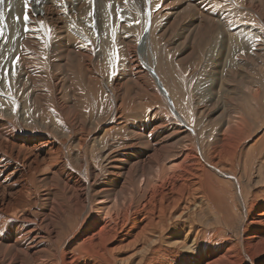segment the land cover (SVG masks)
Masks as SVG:
<instances>
[{
  "label": "rangeland",
  "instance_id": "obj_1",
  "mask_svg": "<svg viewBox=\"0 0 264 264\" xmlns=\"http://www.w3.org/2000/svg\"><path fill=\"white\" fill-rule=\"evenodd\" d=\"M91 1L94 3L97 1L98 4ZM184 1L190 2V0H183L178 4V0L160 1L162 8L164 7L162 6L163 2L166 5L165 9H170L172 12L169 13L166 10V14H160L159 11L162 8H156L152 22L150 16H148L145 0H90L93 6L89 9H78L79 14L77 12V14L75 12L63 13L57 7L58 10L55 8L51 10L54 11L51 15L52 18L41 20L44 21L43 26L40 25L39 21L33 23V25L31 22L28 23L32 27L34 26L36 32L25 31V28L23 30V27H25L23 20L25 14L22 11V14L20 12L19 14L15 9V13L13 6L9 5V9L7 7L6 15H4L2 6H0V14H2L0 16V30L3 32V35H0V122L18 131L19 128L23 127L37 132L47 131L56 141L54 140L55 143L51 150L48 148L46 153L57 150V147L59 148L56 155L59 159L57 158V161H54L56 163L52 165L53 167L51 165L46 167L40 161L42 165L40 164L39 167L41 169H35L37 164L32 162L34 160L33 156V158L30 157L32 160L30 158V160H27L28 158L26 159L23 155L24 152L19 147L11 146V142L19 143L20 141L18 138L9 135L10 128L7 127L8 131L4 130L7 133L1 131L0 160L7 162L5 159H9L11 163L24 171V175H21V185L27 191L24 190L26 199L31 200L32 204L30 207L27 205V214H23L22 211L18 212L20 217L11 213L12 211L8 212L6 210L5 212L2 206L5 205L9 192L12 190L10 187L8 188L4 181L0 180V206L2 208L0 209V222H2L1 225L3 224V228L0 229V242H8L7 238L14 229L13 227L18 223L24 224L26 228L33 227L35 224L34 218L35 220L41 219L42 212L52 205L54 197H57V201L62 202L65 208L67 207V197L74 201L76 193H83L86 202L89 203V197L91 194L93 195L92 189L95 188L94 190H96L104 184V186H109L111 183L118 182L119 177L112 174L113 168L109 165V157L113 156L114 153L125 154L129 149L139 151L141 155L147 152L148 149L145 147L144 140L154 126L160 124L161 127L163 126L161 130L163 134L169 133V129H172L174 122V115L169 107L171 99L168 98L170 97L174 98V101L177 98L190 109L188 117L184 115V119L192 124V128H196L200 137H204V144L200 145L198 134L194 129H191V132L189 131L192 137L191 141L189 139L186 142L185 138H181L180 135L174 134L171 136L169 141L166 142L169 150L165 149L162 152L165 155L166 153L169 154L168 151L171 147L175 149L172 150L173 158L170 159L172 163L170 161V165L168 164L171 168H203V165L206 168H213L215 165H224L225 168L242 167L244 155L259 138L256 135H261V131L252 132L249 123L256 120L254 123L256 122L255 126H257L260 125L261 120H264V77L262 76L264 72V60H262L264 54L261 55L258 61L249 64L246 59H241L237 51L235 52L230 36L232 32L236 31V28H244L243 32H245H242V34L245 35L248 30L252 29V32L255 31L254 33L257 36L264 39V0H236L241 5H236L231 0H214L216 2L220 1L217 5L220 3L222 5H218V8L221 12H225L228 16L225 19H228V21L222 18L224 21L220 24V26L222 25L221 29L205 39L201 35L202 29H199L203 28L204 19L201 21L202 23L199 22L202 25L201 27L196 24L198 22L192 19V9L184 8L186 6L183 5ZM33 2L34 0L28 2L29 21H31V17L33 18L31 9L40 7L32 5ZM114 4H119L120 7L123 5L124 10L118 13V20L115 19L113 22L107 20V23L103 25V17H107L106 13ZM256 5L259 6L256 7ZM13 13H15V16H13ZM9 15L13 16V18H10L13 26L7 25L6 27V19ZM70 16H76V18ZM78 18L84 23H81ZM62 19L66 20V25L61 23ZM135 21L140 23L135 24ZM80 24L87 28L81 30ZM148 25L150 26L149 34L144 39L143 34ZM49 28H51L50 33L48 32ZM69 28L70 30H68ZM113 28L116 29L115 40H113ZM62 29H64V33H62ZM69 31L71 32L69 33ZM29 33L37 34L36 38L33 37L32 39L35 43H31L32 37H30V40L27 37ZM79 33L84 34L85 39L78 38ZM62 35L65 36L61 38ZM196 36L200 37V40L195 39ZM82 39L84 42L86 41V44ZM62 47L69 49V51H62ZM246 49L247 47L242 50L245 51L243 53H247ZM252 51L255 52L256 50ZM250 53L252 54V52ZM130 54L131 57H129ZM117 55L119 60H117ZM17 57L20 59L13 68L12 61ZM237 62L240 64L243 62L246 75L244 77L246 79L242 80H246L245 82L248 81L251 84L254 90L249 94V97L258 98L257 102L253 99L249 100L246 96L244 100L238 101L241 92L237 93V89L241 81L237 80L232 74V71H235L237 67ZM146 63L153 68L152 70L156 74L158 73V78L169 89L170 96L167 97L161 92L151 70L149 71L145 67L144 64ZM5 68L10 69L7 76L4 73ZM114 70L117 72L115 76L112 75ZM242 86L245 87L243 84ZM257 89H259L258 92ZM221 97H227L228 100L227 105H225L226 108L222 106L223 110L222 108L219 109L220 105H218L221 102L218 99ZM245 108L251 113L254 110L255 114L252 115L248 111L246 113ZM236 109H238L239 114L235 112ZM227 119L232 120L233 128L231 130L226 127L227 125L222 126ZM235 119L237 121H234ZM42 124H45V129L44 126H41ZM147 124L149 126L146 128ZM141 131L145 132V136L140 134ZM250 135L251 137H249ZM182 141L184 144L188 143L187 146ZM184 146L186 147L183 148ZM36 151H38L37 148L34 149V152ZM185 151L186 155L188 154L187 156L184 155ZM183 158L185 159L182 160ZM161 160H164V157H161ZM47 161H49L48 158ZM131 165L135 168V165ZM76 176L78 178L80 176L81 182L77 181L79 179ZM62 184L65 185L62 186ZM82 185H84V188ZM74 187L75 189H73ZM28 191L30 194L32 193L31 196ZM46 193L48 195H45ZM98 197H105L104 193L97 195L95 198ZM141 208V204H135L130 209H133V211H129L128 214L130 216L129 224L139 214ZM10 213L14 216H11ZM93 214L88 219L89 221L85 219V223L80 222L83 224L77 229H74V226L71 227L70 221L67 219L68 222L64 221L56 227L59 232L62 231V233L60 232L62 239L56 237L53 240L45 239L39 243L38 248L45 249L40 254L45 255L52 251L54 253L51 254L54 255L53 257L48 258L49 262L47 261V264H59L57 262L62 264L92 263L93 257H97L106 245L105 238L95 236L93 240L91 239L93 233L99 231L101 227L100 225L97 227L98 229L93 230L88 227L90 222L97 220V216L94 217ZM26 215L33 220H24L25 218L22 216ZM126 216L127 214L122 216L123 218L119 219L116 230L111 231L114 233L119 231L126 221ZM16 217L21 219L18 220ZM113 232L112 234H114ZM57 239L58 241H56ZM94 242H98L100 246H96ZM107 246L110 247L109 244ZM59 249L62 253L59 252ZM115 254V252L109 251L107 253L108 259L113 260ZM60 255L62 257L59 259Z\"/></svg>",
  "mask_w": 264,
  "mask_h": 264
},
{
  "label": "bare ground",
  "instance_id": "obj_2",
  "mask_svg": "<svg viewBox=\"0 0 264 264\" xmlns=\"http://www.w3.org/2000/svg\"><path fill=\"white\" fill-rule=\"evenodd\" d=\"M29 1L30 0H28V2ZM145 1L147 5L148 16H150L149 18L153 22L154 11L156 9V5L160 4V1L162 0H145ZM181 1L183 0H178V4ZM231 1H234L236 5H241L240 2H237L236 0H231ZM252 1H250V3H252ZM91 2L90 0H40V3L37 4L36 0H34L32 5H34L35 7L36 6L37 7L40 6V7L38 9L37 8L31 9V11H33L32 12L33 18L31 17V21H29V23L31 22L33 25V23L37 21L40 22L42 19L46 20L48 18H52L51 15L54 11H51V10L54 8L57 9L58 7V9L63 13H74V12L76 13L78 9H82V8L89 9L91 6H93L91 5L92 4ZM186 2L187 1L183 2V5L184 4L186 5L184 6V8L188 7L189 10L190 8L192 9L191 10L193 13L192 19L198 22L196 24H199V22L202 23L201 21H203L204 19V25L202 26L199 24L200 27L201 26L203 27L199 29H202L201 35H202V38L204 39L207 36H210L213 33H216L219 29H221L222 25L220 26V24L221 22L223 23L224 21L222 20V18L225 19L226 17H228L225 14V12L223 13L219 10L218 5H220L221 3L218 5L217 3H219L220 1L216 2L214 0H190V2H187V4ZM9 5L13 6L14 12L16 9L18 13L20 12L22 14L23 12V14H25L24 13L25 3L22 2V0L21 1L20 0H2V2H0V6H2L4 15H6L5 12ZM118 5L114 4L112 8L110 9L108 8L109 12L107 13L105 12L107 14V17L106 16L103 17V25L107 23V20L108 22L109 21L113 22L115 19L118 20L117 19L118 13L121 12V10H124L122 8L123 7L122 4H121L122 7ZM162 6L164 7L163 8L161 7L162 9L160 8L161 9L159 11L160 14L162 13L166 14L165 12L166 10L169 13L172 12L170 11V9H165L166 5L163 4V2H162ZM257 6L259 5H256V7ZM176 9H180V8H176ZM96 11L98 12V9ZM149 11L151 13L150 15H149ZM15 13H13L14 14L13 16H15ZM77 13L79 14V12ZM13 16L9 15L8 18L6 19L7 20L6 27L7 25L13 26V24L11 23L12 19H10V18H13ZM70 17L74 19L76 18V16H70ZM65 19L61 20V23L63 25L64 24L66 25L67 19L66 20ZM79 21L81 23H84L83 21H81V19H79ZM226 21H228V19ZM32 25L28 24V27L31 29L30 31L36 32L34 29V26L32 27ZM24 28L25 27H23V30ZM70 28L68 30H70ZM83 28L85 27L82 25L80 29L83 30ZM149 29H150V26L148 25L147 30L143 34L145 37L144 39H146V37L148 36ZM243 29L236 28V31L232 32V35L230 36L232 39L231 43L234 45L232 47H234L235 52L237 51V54L240 55L241 59L242 58L246 59L248 63L250 64L253 61L255 62L256 60L258 61V59L261 58V55L264 54V51H263L264 50V46H263L264 39L262 37L260 38V36H257L254 33L255 31L252 32V29L248 30L244 35L242 34ZM70 32L71 31H69V33ZM62 33H64V29H62ZM27 35H28L27 37L29 38V40H30V37H32L31 38L32 40L33 37L36 38L37 34L35 35L34 33H29ZM87 35H86V38H87ZM64 36L65 35H62L61 38ZM196 37L197 38L195 39L200 40V37L199 38L198 36ZM78 38L85 39V35L82 33H79ZM31 43H35V42H33L32 40ZM80 46L81 48H83L82 45ZM246 47H247L246 49L247 53H243L245 51H242V50L245 49ZM254 49L256 50L255 52L252 51ZM62 51L67 52L69 51V49L63 48ZM250 52H252V54ZM131 54L129 57H131ZM131 60L133 59L131 58ZM262 60H264V58ZM231 62L233 63V61ZM243 62L242 64L237 62L238 64H237V67L235 68V71H232L233 73L230 72L233 74L235 78H237V80L239 79L241 81V83L238 86L239 88L237 89V93L241 92V95L238 101L242 99L244 100V98L248 97L249 100L253 99L255 102H257L258 98L249 97V94H251L252 90H254L251 84L248 81H247L248 83L245 82L246 80L245 81L242 80L245 78L244 76H246L245 69H244L245 67L243 66ZM144 65L145 67L149 69V71L151 70L152 76L157 80L156 83L158 84L161 92L164 95H167V97L168 95L170 96L168 92L169 89L163 84V82H161L160 78H158L159 77V75H157L158 73L156 74L152 70L153 68L149 67L147 63ZM58 68H59V65H58ZM262 76L264 77V72ZM242 84L245 85V87L242 86ZM258 91L259 89H257V92ZM168 99L169 100L171 99V101L169 102V107L171 108V111L173 112V115H174L173 118L175 122V123L173 122L172 124V129H169L171 133L170 132L167 133L165 131L167 134L166 133L163 134V132L161 131L163 126L161 127V125L159 124L160 126L158 125V126L152 127L148 135H146L147 137L144 140L146 145L144 143L142 144L143 146L145 145V147L148 149L147 152H144L141 155L139 151H132L129 149L127 152H125V154L124 153L122 154L114 153L113 156H110L109 165H111L110 167L113 168L112 174L116 175V177H119L117 179L119 181L118 182L116 181L113 184L111 183V185L109 186L107 185L104 186L105 185L104 184L103 186H100L96 190H94L95 188L92 189L93 195L92 194L90 195L89 201L87 199L89 203L86 202L85 196L83 195V193L81 194L76 193L77 191L75 192L76 199L74 201H72L70 198L67 197V201H66L67 207L66 208L62 202L57 201V197H54V200H52L53 201L52 205L49 206L48 209H46L47 211L44 210V212H42L43 214L41 215L40 220H35V218L33 217L34 222H35L33 227L26 228L24 224L22 223H18L16 226H14L13 227L14 229L11 231L10 236L7 238L8 242L7 243L0 242V264H47V261L49 260L48 258H50V256L53 257L54 255H51V254H54V253H52L53 251L51 249L52 251L51 253H48L45 255L40 254L44 252L45 249H39L38 248L39 243L41 241H44L45 239H48L49 241L53 240V238H56V237L62 239L63 238L61 236L62 231H60L61 232L60 233L56 227L60 226L64 221L68 222L69 220L70 226L71 227L74 226V229H77L78 227L82 226L81 224H83L80 222L85 223V219L88 220L90 216H92L93 213H95L93 214L94 217L97 216V220L93 221L92 223L90 222V225H88V227L92 230L99 227L100 225L101 227L99 231L93 233L91 239L93 240L95 236H98L100 238H105L106 245L104 249L101 250V252H99L101 255L99 254L97 256L96 254L97 257H93L91 264H264V120L263 121L261 120L260 125L258 124L257 126H255L256 122L254 123V121L256 120H254L253 122L251 121L252 123H249V125L252 128V132L261 131V135L260 134H259L260 136H258V134L256 135L257 137H259L258 139L256 138L257 143L252 141L254 142V144L253 145L251 144L252 146L248 149L247 153L244 155V158L242 161V167L225 168L224 165H223L224 167L215 165L213 166V168H206V166L203 165V168H199V167L198 168H171L169 166L170 165L169 163L172 160L171 157L173 156L172 150H175V149H172L173 147H171L170 145L171 149L170 151H168L169 154L165 152L166 154L163 155L162 152L165 149L169 150L167 149L166 142L169 141V138L173 136L174 134H176L177 136L180 135L181 138H185L186 142L189 139L191 141L192 139L191 133H190L191 129H194L196 133H197V130L194 127L192 128V124L188 123V121L186 122V120L184 119V115L188 117V112H190V109H188L186 105L180 102L177 98H176V101H174V98L172 97ZM218 100L221 101L218 104L220 105L219 109H221L222 106H225L228 103L227 97H221ZM245 111L246 113L248 111V113L252 115L255 114L254 110L251 113L248 109L245 108ZM235 112L239 114L238 109H236ZM256 118L257 116L255 117V119ZM236 119L234 121H237ZM231 121L232 120L227 119L225 124L222 122L223 123L222 126L227 125L226 127L228 129L230 128L231 130L233 128ZM245 122H246V119H245ZM44 125L45 124H42L41 126L43 127ZM4 126H5V123L0 122V133L1 131H4V130L8 131L7 127H9V125L5 127ZM148 126L149 124H147L145 127L147 128ZM45 128L46 126H44V129ZM19 129H20L19 131L14 129L13 127L9 129L11 130L8 132L9 135L12 137L18 138V140L20 141L19 143L13 141L10 144L13 147H19L20 150L25 153V154L23 153V155L26 157V159L28 158L27 160H30V159L32 160V158L34 157L33 158L34 160H32V162L37 164L35 169L40 168L39 167L41 164L40 161L46 167L47 165L52 166L56 163V162L54 163V161L55 160L57 161L58 157L56 155H57L59 148L56 146L57 150L53 152L48 151L50 153H46V150L48 148L51 150L53 144L56 141L50 136V134L47 131L37 132V131L31 130L28 128L26 129L25 127L19 128ZM140 134L145 136V132L143 131H141ZM249 137H251V135ZM198 140H199L200 145L204 144V137L203 138L202 136L200 137L199 134H198ZM182 143L184 144L183 141ZM186 146H184L183 148H185ZM36 148L38 149V151L34 152V149ZM201 152H202V149H201ZM46 154H48V156H46ZM184 155H186V151ZM161 157H164V160H161ZM47 158L49 161H47ZM185 158H183L182 160H184ZM5 160L7 162L0 160V166H1L0 180L4 181L7 184L8 188L10 187L12 191L9 192V197L6 200L5 205L3 203L4 206H2V208H4L5 212L6 210L8 212L12 211L11 213L16 214V216L19 215L18 212L20 211H22L23 214H25L28 210L27 205H29L30 207L32 203H31V200L26 199L25 193L27 191L26 189H23L21 185V181H22L21 175H24V171L23 170L21 171V169L18 168L15 164L11 163L9 159L8 160L5 159ZM131 164L135 165V168H133ZM80 176L79 178L78 176H76V178L79 179L77 181L81 182ZM26 179L28 180L27 177ZM64 185L62 184V186ZM82 186L84 188V185ZM73 189H75V187ZM24 190L26 192H24ZM82 190H86V189H82ZM101 193H104L105 197L95 198L97 195H100ZM28 194H30L29 191H28ZM45 195H48V193H46ZM55 196H58V195H55ZM135 204H138V205L141 204L142 208L139 214L133 218V221L131 222V224H129L128 222L130 221V216H128V214H129V211H133V209L132 210L130 209ZM2 208L0 206V209ZM132 213H135V212H132ZM13 214H11V216ZM125 214H127L126 221L124 222L120 230L117 231L116 233L111 231V230H116L119 219L123 218L122 216H125ZM26 216H22L23 218H25L24 220L26 221L33 220V219H30L29 216H27L26 218ZM81 219H84V220L80 221ZM1 223L2 222H0V229L3 228L2 226L3 224L1 225ZM127 223L128 225H126ZM63 231H64V228H63ZM112 232L114 234H112ZM56 241H58V239ZM94 244L96 246H100L98 242H94ZM107 244H109L110 247H108ZM109 251H113L116 253L115 256L113 257L114 258L113 260L108 259L107 253ZM59 252H61V249H59ZM61 255H64V254H61ZM61 255L60 257H58L59 259L62 257ZM111 256H112V253H111ZM63 258L61 259L62 261H63ZM247 260H249L250 262ZM57 263L62 264L60 262H57Z\"/></svg>",
  "mask_w": 264,
  "mask_h": 264
},
{
  "label": "snow or ice",
  "instance_id": "obj_3",
  "mask_svg": "<svg viewBox=\"0 0 264 264\" xmlns=\"http://www.w3.org/2000/svg\"><path fill=\"white\" fill-rule=\"evenodd\" d=\"M0 2H2V0H0ZM24 3H25V15L23 17V20H24V24H25V31H30L31 29L28 28V23H29V14H28V0H24ZM36 3H40V0H36ZM161 7V4H157L156 5V8L159 9ZM150 11H149V15H150ZM91 15V13H90ZM0 16H2V14H0ZM17 19H19V17H17ZM41 26L44 25V21H40L39 22ZM135 24H139L140 22L139 21H135L134 22ZM131 26V25H130ZM48 32L50 33L51 32V28L48 29ZM112 34H113V40H115V37H116V29L113 28V31H112ZM0 35H3V32L2 30H0ZM19 57H17L15 60L12 61V64H13V68L15 67L16 63L19 61ZM117 60H119V57L117 55ZM10 71V69H7L5 68L4 69V73H5V76H7L8 72ZM13 74L15 75V72L13 71ZM112 75L115 76L117 75V72L114 70L112 72Z\"/></svg>",
  "mask_w": 264,
  "mask_h": 264
}]
</instances>
